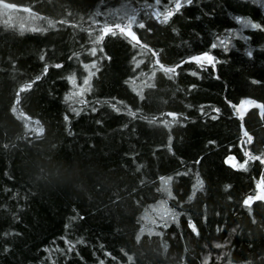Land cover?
<instances>
[{
    "label": "trees",
    "instance_id": "16d2710c",
    "mask_svg": "<svg viewBox=\"0 0 264 264\" xmlns=\"http://www.w3.org/2000/svg\"><path fill=\"white\" fill-rule=\"evenodd\" d=\"M6 2L22 6L13 13H39V19L21 31L17 14H0V264H264V201H254L251 213L242 203L255 194L264 163L249 159L245 168H234L224 162L229 154L242 163L246 150L264 152L259 109L246 112L243 123L252 140L242 143L240 120L225 100L264 102V30L243 29L249 39L232 36L228 52L219 44L210 49L219 60L215 70L186 62L171 77L152 63L151 52L142 53L119 34L98 42L95 56L88 51L94 40L88 29L98 28L93 20H105L125 2L144 21L145 27L133 28L140 40L172 64L209 50L227 29L241 30L236 15L264 24V0H193L167 24L154 18L145 0ZM166 2L158 5L161 11ZM101 45L110 60L98 59ZM93 59L99 71L92 68L87 103H80L68 76L83 84V64ZM29 80L32 88L22 90ZM70 92L73 99L66 98ZM105 99L140 111L136 117L117 113ZM169 111L183 114L170 128L151 121L173 120ZM161 175L173 176L172 197L159 190ZM199 179L203 187L193 188ZM168 209L179 215L173 218ZM66 240L76 241L71 250Z\"/></svg>",
    "mask_w": 264,
    "mask_h": 264
},
{
    "label": "snow or ice",
    "instance_id": "6c2138e0",
    "mask_svg": "<svg viewBox=\"0 0 264 264\" xmlns=\"http://www.w3.org/2000/svg\"><path fill=\"white\" fill-rule=\"evenodd\" d=\"M161 2H162V0H155L154 4H147V0H145L146 6L148 8L153 9L152 15L154 16V18L159 23L167 24L169 22L170 18L174 14L181 12L182 8H184L185 6L191 5L193 3V0H167V2L164 3V5H163V11H161V9L158 7V5L161 4ZM21 7H22L21 5H18L15 3H7L6 0H0V14H8L9 18H11L12 15L17 14V13H13L11 10H18ZM24 12L32 13V9L30 7H25ZM112 12H113V15L109 16L108 18H106L103 21L93 20V23L98 25V28H96V29L89 28L88 29L89 33L94 35V40L92 41L93 46L90 49H88V51L93 56H95L97 53L96 44L98 42L103 41L104 37L108 34H111L112 36H116L117 34H119L120 36H123L126 40H128V42L134 48L139 47L142 53L144 52V50L151 52L152 57H153L152 63L155 65H158L159 69L162 70L165 73V75H168L170 77L174 76L177 73V69L180 67V65H182L186 62H194L201 69H206L207 66H211L212 69L215 70L216 65L219 62V60L214 54H212L210 49H215L219 44V46L222 47L225 52H228L230 50V45L234 47V45L231 44V37L232 36H239L241 39H244V40L249 39L248 36H245L242 34L243 29L251 28V29L264 30V24L257 22L255 20H252L250 17H247V16L236 15V16H234V19L236 21H238L239 24L241 25V30L237 31L235 29H227L226 30L227 35H225L223 37L221 35H217L215 37V40L210 43L209 50H203L200 52H196L194 54H188V55L184 56L183 58H181L178 63L166 64V63H163L161 61L160 52L157 51V49L151 47L149 44L141 41L137 32L133 30L134 25H138V27H140V28L145 27L144 21L137 19V13H138L137 8L133 7L129 3L125 2V3L120 4L117 8L112 9ZM38 19H39V13H34L30 16H19L18 15L20 30L23 31L25 29L26 22H28L29 24H32ZM45 19H47V18H45ZM47 22L49 25H51L53 27H55V25H56V22L51 20V19H47ZM64 23L67 24V23H69V21L65 20ZM31 30H33V31H47L46 28H37L34 26L31 28ZM148 31L151 32L152 29L149 28ZM172 31L177 32V29L173 28ZM261 47H264V45H262ZM100 51L103 54L100 57H98L99 60H103L104 57H106V56L109 60L111 59V57L108 56V54L103 51L102 45L100 46ZM245 53L248 57H252L253 56V49L251 47H248L245 49ZM73 55L76 57H79L80 53L75 52V53H73ZM40 59L43 60L44 55H41ZM55 66L60 67L61 65L57 64ZM83 67L88 70V75H86L83 78V84H79V85L77 84L75 74L69 75L68 80L71 82L72 85H74L78 89V92L76 93V95L81 97L80 103H87V101L83 99V96H84V93L86 91H91L90 78L93 75H95V72L92 71V68L95 67L96 71H99V68L97 67V59L91 60L90 63H84ZM47 70H48V64L45 63L44 72H47ZM191 71H192L193 75H195L197 77L200 76L199 71H196L194 69ZM154 74H155V70L153 71V75ZM213 74L215 75L216 79H220V76L218 73H215V71H214ZM35 79L39 80L40 76H36ZM252 82L253 83H260L259 80H256L254 78H252ZM32 85H33V81L29 80L26 82V84L21 86V89L22 90L31 89ZM191 87H195V85H192ZM139 93H140V98L144 99L142 89L139 90ZM66 98L67 99H73V94L71 92L68 93ZM225 100L227 101L228 105H230L231 108L233 109V114L236 117H238L240 120V127H241V131H242L241 142L243 143L244 139L247 138V141L250 143L252 140V136L250 135V133L248 132V130L244 126V123H243L244 116H245L246 112L248 111V109L255 106L259 109V115L261 117H264V102L258 101L256 99L251 98V97H242L238 103H233L231 100H228L227 97H225ZM97 103H100V101H98ZM103 103L109 104V106L117 113H120L122 111H126L127 114L131 117H136L137 112L140 111V109H136L135 111H133L131 107H128L127 109H122V108L118 107L116 103H112L111 100H109V99H105L103 101ZM120 103L122 104L123 101H121ZM188 107H192V105H188ZM91 110L93 112H95L97 109L95 107H93ZM72 111L76 112L77 114L79 113V109H77V108H73ZM200 111L201 112L204 111L203 106L200 107ZM214 111L218 114L220 112V108L215 107ZM160 115H164V114L161 113ZM182 115H183L182 113H177L175 111H169V112H167V116L174 118L173 120L169 121L167 119H164V120L156 121V117L153 116L151 118V121L157 122L159 124L167 125L170 128L173 123L177 122V120L175 118L180 117ZM142 118L144 120H149L148 116H142ZM216 118H217L216 116H213V119H216ZM64 119L66 121L69 119L67 114H65ZM36 122L38 124L40 123V121L38 119ZM179 122L183 123L182 120H180ZM97 123H102V121H97ZM123 127H127V124L123 125ZM172 139H173L172 136L169 135L168 136V144L166 145L168 151H170V152L173 151L172 144H171ZM210 143H215V141H211ZM245 156L247 157V159H245L241 163V162H238L236 160V157L234 154H229L224 158V162L226 164L234 167V168H245L248 165L249 159H251V160L259 159L262 163H264V152H261L259 155H257V154H253L250 151L246 150ZM196 163L197 164L199 163V159H197ZM176 175L178 176L179 173H176ZM196 175L199 176V173L197 172ZM158 179L161 182L159 190H162L164 193H166L168 197H172L173 192H172V183L171 182L173 181V176L172 175H161L158 177ZM203 184H204L203 179H199L197 181V183L193 185V188H196L197 186L202 188ZM225 187L226 188L230 187V185H225ZM193 195H195V192H193L192 195H190L188 197V199L191 200ZM229 199H231V197H229ZM256 200L264 201V174H262L261 177L259 178V180L256 182L255 194L247 195L242 202L243 205L247 207V210L249 213L252 212L251 205ZM159 203L161 205H165L167 203V201L161 200V201H159ZM168 211H170L172 213L173 218L179 215V213L173 209H168ZM13 215H15V214H13ZM253 219H255V217H253ZM165 226H167V225L165 224ZM189 226L193 229V231H197L196 224L191 219H189ZM5 235H7V233H5ZM80 242H83L82 238H81ZM66 243L69 246V250H71V248L74 247L76 241L66 240ZM8 247L9 246L6 245L4 250L7 251ZM61 251H63V249H61ZM105 255L111 256L112 253L105 250ZM217 259H219V257H217ZM53 264H54V262H53ZM99 264H104V260H100Z\"/></svg>",
    "mask_w": 264,
    "mask_h": 264
}]
</instances>
